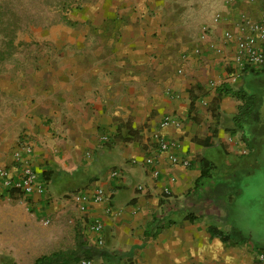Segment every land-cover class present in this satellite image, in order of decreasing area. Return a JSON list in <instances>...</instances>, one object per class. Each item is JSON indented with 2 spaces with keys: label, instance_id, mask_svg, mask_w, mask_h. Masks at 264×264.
I'll use <instances>...</instances> for the list:
<instances>
[{
  "label": "crops",
  "instance_id": "0c3cea01",
  "mask_svg": "<svg viewBox=\"0 0 264 264\" xmlns=\"http://www.w3.org/2000/svg\"><path fill=\"white\" fill-rule=\"evenodd\" d=\"M257 11L250 0H99L81 21L91 27L77 28L76 44L7 77L0 167L17 177L13 151L30 144L42 191L9 210L17 231L19 219H28L29 236L22 250L0 251L2 262L34 264L83 243L114 254L93 264H264L257 258L264 240L253 239L250 228H231L225 212L237 194L226 197L227 183L251 173L259 145L257 137L248 145L238 132L231 136L235 118L247 98L251 108L257 101L221 91L227 85L247 93L248 74L234 78L235 46L223 35ZM255 117L254 110L247 123ZM156 136L178 143L174 152L188 165L171 163ZM98 187L105 200L90 199L80 210L74 195L91 197ZM4 190L0 185V197ZM34 219H50V227L39 231ZM96 219L101 244L90 228ZM213 228L232 238L222 240Z\"/></svg>",
  "mask_w": 264,
  "mask_h": 264
},
{
  "label": "rangeland",
  "instance_id": "374dc122",
  "mask_svg": "<svg viewBox=\"0 0 264 264\" xmlns=\"http://www.w3.org/2000/svg\"><path fill=\"white\" fill-rule=\"evenodd\" d=\"M98 1L0 0V50L4 51V59L0 62V96H3V99L8 97L7 92L11 81L7 77L17 78L18 75L27 72L35 63L41 62L43 57L54 52L53 48L76 44L77 28L90 26L89 21L85 23L81 21L93 12ZM8 25L10 27L7 28ZM16 26L15 47L7 53L3 48L5 29L10 30ZM258 71L257 73H241L238 76L242 78L248 74L245 76L246 80H249L246 91L249 95L254 94L257 101L255 122L252 124L255 125L254 131L257 133L250 130L252 126L250 127L245 121L244 128L246 136L257 137L259 145L256 153L250 156L251 173L248 176L241 174L237 181L227 183L226 197L228 198L229 194H237L233 195L231 203L229 200L226 202L228 210L225 212L231 228L240 229L244 233L247 228H250L253 239L264 240V69ZM2 103H0V124L9 121L10 112L9 107L5 105L6 101ZM237 132L242 139L243 132L240 129L233 132L231 136L237 138ZM215 161L221 162L216 158ZM19 200L0 197V251L6 255L11 254L15 249L22 250L28 241L29 232L26 229V226L30 224L28 219L24 217L19 219L18 222L24 226L20 231L15 230L11 225L15 223V219L11 218L9 210L16 206ZM33 224L41 231L50 227L51 221L45 225L41 219H34ZM70 227L67 221L64 227L65 247L71 244L68 231ZM0 264H8V262L3 263L1 256Z\"/></svg>",
  "mask_w": 264,
  "mask_h": 264
},
{
  "label": "built area",
  "instance_id": "2783aa9c",
  "mask_svg": "<svg viewBox=\"0 0 264 264\" xmlns=\"http://www.w3.org/2000/svg\"><path fill=\"white\" fill-rule=\"evenodd\" d=\"M231 1V0H230ZM234 1V0H232ZM239 1V0H238ZM257 4L258 11L256 16H241L236 24L235 32H225L223 41L234 43L236 54L233 62L236 65L234 78H237L241 73H249L250 71H258L264 69V0H250ZM164 125L170 124L169 119H165ZM157 137L158 148L162 152L169 153V159L173 164L188 165L187 161L180 159L174 152L179 146L178 143L168 141ZM106 139L105 136L102 137ZM33 148L30 144L23 145L14 149L12 157L17 165L18 175L15 177L14 170L10 167H0V185L3 188L17 189L22 191L24 196H30L33 192L40 193L42 185L37 182V171L31 162ZM247 153L246 149H242L241 154ZM147 164L153 163V159L148 157ZM113 176H117L118 172L113 171ZM171 180H174L171 178ZM138 189H142V185H138ZM165 194H169L168 190H164ZM75 202L80 203V210H84V203L88 200L94 202H103V193L101 188H96L92 196L87 194L74 195ZM44 224H48L49 220H43ZM91 230L97 234V242H102V223L96 219L90 226ZM260 262L264 263V252L257 255ZM92 259H82L79 264H93Z\"/></svg>",
  "mask_w": 264,
  "mask_h": 264
},
{
  "label": "trees",
  "instance_id": "16d2710c",
  "mask_svg": "<svg viewBox=\"0 0 264 264\" xmlns=\"http://www.w3.org/2000/svg\"><path fill=\"white\" fill-rule=\"evenodd\" d=\"M6 27L8 28L10 26L8 25ZM5 30H6V36L4 37L5 40H4L3 48L8 53L15 47L14 41H15V32L17 30V26L10 30L9 29H5ZM3 53L4 51L0 50V62L1 60L4 59ZM257 72L259 71H250V73H257ZM224 86H225V89H221V91L223 90V92H225L226 94L233 95L237 97L238 99H242V100L247 98V96L250 97V95L247 94L244 90H233V89L226 87L227 85H224ZM246 100H247L246 103H244L239 108V114L235 118V124L237 126L236 131L240 129L243 132L242 140L247 142L248 144L249 138L248 136H246L244 123L248 121L247 119L250 117L251 112L255 110L256 105L254 106V103H253L254 107L251 108L250 99L247 98ZM129 133L133 134L131 130L129 131ZM116 139H120L119 133H117ZM205 177H208V173L206 171L202 173L201 178H205ZM1 196L16 200V199L23 197L24 194L22 193V191H19L17 189L5 188L3 193H1ZM211 233L213 235L219 236L224 241H227L232 238L230 237L229 234L218 232L217 229L215 228L211 229ZM259 250L264 251V248H261ZM100 255L113 256L114 254L111 255L110 253L106 251L100 250L98 248L88 247L84 245L83 243H80L78 248L76 246V248L71 249V250H63V251L55 252L48 256H41L35 261L34 264H79V262L82 259H93L94 257L100 256ZM110 259H113V258L110 257ZM107 264H111V263L108 262Z\"/></svg>",
  "mask_w": 264,
  "mask_h": 264
},
{
  "label": "flooded vegetation",
  "instance_id": "af4514ba",
  "mask_svg": "<svg viewBox=\"0 0 264 264\" xmlns=\"http://www.w3.org/2000/svg\"><path fill=\"white\" fill-rule=\"evenodd\" d=\"M250 126V125H249ZM255 126V125H254ZM252 125L251 129L254 131L255 127ZM257 126V125H256ZM258 126L256 127L257 130Z\"/></svg>",
  "mask_w": 264,
  "mask_h": 264
}]
</instances>
